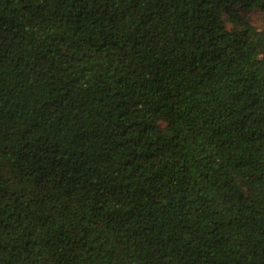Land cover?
Returning <instances> with one entry per match:
<instances>
[{"label": "trees", "instance_id": "1", "mask_svg": "<svg viewBox=\"0 0 264 264\" xmlns=\"http://www.w3.org/2000/svg\"><path fill=\"white\" fill-rule=\"evenodd\" d=\"M264 0H0V264H264Z\"/></svg>", "mask_w": 264, "mask_h": 264}, {"label": "rangeland", "instance_id": "2", "mask_svg": "<svg viewBox=\"0 0 264 264\" xmlns=\"http://www.w3.org/2000/svg\"><path fill=\"white\" fill-rule=\"evenodd\" d=\"M238 14L246 16L247 19L250 21V23L257 28L264 26V13L246 14V13L239 12Z\"/></svg>", "mask_w": 264, "mask_h": 264}, {"label": "clouds", "instance_id": "3", "mask_svg": "<svg viewBox=\"0 0 264 264\" xmlns=\"http://www.w3.org/2000/svg\"><path fill=\"white\" fill-rule=\"evenodd\" d=\"M238 13H239V12H238ZM238 13H237V16H238V17H240V18H242V19H247L246 16L240 15V14H238ZM242 13L250 14V13H261V12H250V13H249V12H242ZM247 20H248V19H247ZM248 21H249V20H248ZM249 22H250V21H249Z\"/></svg>", "mask_w": 264, "mask_h": 264}]
</instances>
